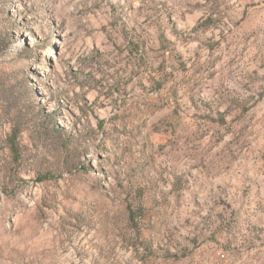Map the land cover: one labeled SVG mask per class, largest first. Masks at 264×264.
Returning <instances> with one entry per match:
<instances>
[{
    "label": "rangeland",
    "instance_id": "1",
    "mask_svg": "<svg viewBox=\"0 0 264 264\" xmlns=\"http://www.w3.org/2000/svg\"><path fill=\"white\" fill-rule=\"evenodd\" d=\"M0 264H264V0H0Z\"/></svg>",
    "mask_w": 264,
    "mask_h": 264
},
{
    "label": "trees",
    "instance_id": "2",
    "mask_svg": "<svg viewBox=\"0 0 264 264\" xmlns=\"http://www.w3.org/2000/svg\"><path fill=\"white\" fill-rule=\"evenodd\" d=\"M12 144H14V143L12 142ZM129 212H130V217H132V221H135V219H136L135 218V213H133V210H131V209H129ZM133 223H136V222H133Z\"/></svg>",
    "mask_w": 264,
    "mask_h": 264
}]
</instances>
